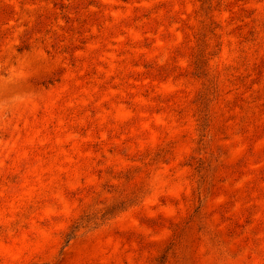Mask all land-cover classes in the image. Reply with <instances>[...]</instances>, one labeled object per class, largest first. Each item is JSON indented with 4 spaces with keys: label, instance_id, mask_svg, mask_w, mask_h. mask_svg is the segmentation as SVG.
Wrapping results in <instances>:
<instances>
[{
    "label": "rangeland",
    "instance_id": "rangeland-1",
    "mask_svg": "<svg viewBox=\"0 0 264 264\" xmlns=\"http://www.w3.org/2000/svg\"><path fill=\"white\" fill-rule=\"evenodd\" d=\"M0 264H264V0H0Z\"/></svg>",
    "mask_w": 264,
    "mask_h": 264
}]
</instances>
